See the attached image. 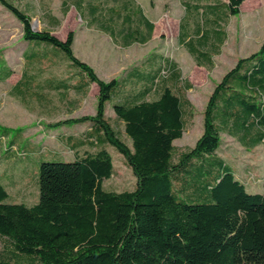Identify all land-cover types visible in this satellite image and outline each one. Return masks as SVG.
Returning <instances> with one entry per match:
<instances>
[{"label": "trees", "instance_id": "trees-1", "mask_svg": "<svg viewBox=\"0 0 264 264\" xmlns=\"http://www.w3.org/2000/svg\"><path fill=\"white\" fill-rule=\"evenodd\" d=\"M242 2L207 4L202 13L236 16ZM0 5L31 44L24 51L28 63L44 64L62 55L86 78L78 85L60 81L55 89L98 87L94 115L51 125L89 123V137L99 146L94 154L40 162L38 202L31 207L8 203L0 182V238L11 246L16 264H264V193H248L233 168L216 155L222 133L246 150L264 144V43L216 83L202 112L200 137L174 161L173 143L192 117L185 97L192 85L173 60L163 58L157 70L142 76L141 91L126 93L123 81L99 79L74 56L72 32L61 41L49 31L34 30L31 18L9 0ZM97 9L90 7L89 13ZM136 17L146 26V38L132 31L128 39L145 43L153 25L141 13ZM129 22L130 17L123 21ZM10 75L8 67H0L1 81ZM151 94L156 97L149 99ZM108 102L130 147L105 118ZM0 131L3 136L9 130ZM106 144L125 158L136 179L133 190L117 193L104 187L114 174Z\"/></svg>", "mask_w": 264, "mask_h": 264}, {"label": "rangeland", "instance_id": "rangeland-1", "mask_svg": "<svg viewBox=\"0 0 264 264\" xmlns=\"http://www.w3.org/2000/svg\"><path fill=\"white\" fill-rule=\"evenodd\" d=\"M64 0H16V4L25 7L26 3L33 11L31 14V26L33 29H41L42 25L38 22L36 16H40L45 10L53 12L59 17L62 24L55 31V36L65 38L69 31L74 33L73 53L92 65L97 76L104 80L111 78H123L126 67L138 60L147 53L156 49L161 52L165 60H176L182 68V78L188 80L192 88L186 91L185 97L191 105V118H187L186 128L180 139L174 141L175 159L183 151L194 146L203 130L202 112L216 83L220 81L223 75L233 67L234 61L239 57L249 55L257 51L264 43V0H245L241 13L231 16L227 24L228 40L223 48V54L215 61L213 69L197 70L187 54L178 47L176 43V34L178 20L182 15L177 0H135L143 5L149 18L158 27L154 41L145 49L133 48L125 50L119 45H115L110 38L97 31L95 28H89L85 21H90L91 16L87 14L90 7L96 6L95 23L104 21L107 18L111 7H118L119 4L113 0H82L83 16L80 17L71 6V0L68 1L69 12L63 15L61 3ZM36 15V16H35ZM120 20H116L114 25L119 26ZM27 44L21 37V26L19 22L7 11L0 7V53L4 54L6 61L11 66L14 76L5 85L0 84V125L12 127L8 131L12 140L18 145L20 156L27 155V151L48 149L43 157H36L35 166H31L23 181L26 200L23 202L31 207L38 202V162H70L74 161V154L68 152L64 146L56 139L66 134L78 135L79 126L62 125L60 129H54L53 135H48L46 142H52V145L38 144V135L35 131L40 126L45 127L47 122L54 123L68 118H76L81 115L90 114L94 110L93 93L88 96V100L81 101L75 110L66 101H60L59 95L52 93L51 103L45 107L39 105L35 100H19L17 93L8 95L9 86L17 80L21 69L24 66L22 53ZM56 66L46 67L40 64L41 68L47 69L43 75H50L55 78H66L72 73L73 68L69 67L67 61L62 58L56 59ZM135 64V65H136ZM179 86H183L180 84ZM13 96V98H12ZM14 96L16 98H14ZM70 99L77 98L73 92L67 94ZM155 94H151L149 99H154ZM117 99H114V102ZM105 118L112 128L117 131L119 138L127 145L131 146V140L124 132L123 123L115 117L111 107V102L105 106ZM1 132V131H0ZM112 159L114 174L109 180H105L103 185L106 189L114 192L131 191L135 187L136 179L131 169L126 165L125 158L109 145L103 146ZM99 146H89L80 149L78 155L94 154ZM26 151V152H25ZM45 151V150H44ZM85 151V153L83 152ZM30 153V152H29ZM216 155L223 159L226 164L234 170L235 177L245 185L246 191L250 194L264 193V144L255 147L252 150H246L236 139L221 134V144ZM33 164V162L31 163ZM22 184V183H21ZM8 203H12L7 200ZM0 262L16 264L17 258L9 243L4 238H0ZM24 263L29 261L24 260Z\"/></svg>", "mask_w": 264, "mask_h": 264}, {"label": "crops", "instance_id": "crops-1", "mask_svg": "<svg viewBox=\"0 0 264 264\" xmlns=\"http://www.w3.org/2000/svg\"><path fill=\"white\" fill-rule=\"evenodd\" d=\"M19 9L24 11L31 19V14H33L32 9L26 3L25 7H20L15 2L16 0H9ZM66 3L63 5V3ZM71 6L74 7L75 11L79 14L80 17H83V4L82 0H71ZM114 3L119 4L118 7L114 6L106 10L108 11V17L104 19V21L95 23L96 19V12L93 16L89 13V9L87 14L91 16L90 21H85L89 28L93 27L97 31L107 35L110 40L115 44L119 45L121 48L125 50H131L133 48H147L152 41H154L157 33L158 27L156 24L149 18L147 14L146 8L139 2H135V0H113ZM178 5L181 9L182 15L178 20V27H177V34H176V43L180 49H182L187 56L190 58L191 62L194 64V68L197 70H211L215 66V61L218 57H221L223 54V48L228 40V32H227V24L230 17L227 16L226 7L224 8V14L220 16H214L212 14H205L202 13L203 7L207 4L213 3H222L226 4L228 0H177ZM245 3L243 0L242 4L239 7V14L241 13L242 6ZM63 15L66 16L69 12L68 1L64 0L61 3ZM0 7L4 9L1 5ZM5 10V9H4ZM98 10V9H97ZM7 11V10H5ZM8 12V11H7ZM9 13V12H8ZM138 13H141L142 19L147 20L153 25V31L151 37L145 42L140 43L138 41H130L129 34L132 31H139L140 39L146 38V26L143 21L139 20L137 16ZM10 14V13H9ZM11 15V14H10ZM12 16V15H11ZM36 16V15H35ZM225 16V17H224ZM13 17V16H12ZM38 22L42 25L41 29H36L37 31L46 30L52 33L55 36V31L57 28L60 27L63 22L58 16L53 14V12H49L45 10L42 12L40 16H36ZM130 17L129 23H123L124 20H128ZM224 17V19H223ZM116 20H120L121 23L119 26L114 25ZM107 21V22H106ZM218 21V22H216ZM20 24V23H19ZM21 26V25H20ZM212 29V30H211ZM35 30V29H34ZM219 31V32H218ZM72 32L73 31H69ZM68 32V33H69ZM224 32V33H223ZM66 34L65 38L57 37L59 40L64 41L68 35ZM74 35V33H73ZM222 38L223 41H220ZM27 46L24 49L28 50L31 47V44L26 42ZM74 39L72 44V51H73ZM188 48H191V51H194V55H192ZM24 51L22 53V58L24 61V66L20 71V74L16 81L12 85L9 86L8 95L11 93H17L19 100H25L29 97L30 101L35 100L39 105L45 107L47 104H50L51 95L52 93H56L59 95L58 99L60 101H66L71 110H75L81 101L88 100L89 94L93 93V102L94 106H96L97 95H98V87L95 83L90 84L87 87L81 89H55V85L60 81H65L68 85H78L85 83L86 78L79 74L76 69H74L70 63L67 61L69 67L73 68L72 73L70 72L69 76L66 78H55L50 75H43L47 72V69L41 68V65L38 63H28L27 60L24 58ZM74 54V53H73ZM250 55V54H249ZM74 56L78 58L80 61L84 60L80 58L78 55ZM196 56L199 59H196ZM248 55L239 57L244 58ZM65 59L62 55H58V58ZM203 57V59H200ZM56 59H50L45 61L46 67H54L56 66L57 62ZM66 60V59H65ZM139 63L136 64L131 62L129 66L126 67L125 73L123 78H111V79H101L105 82L110 81L112 79H117L123 81L125 86L124 91L126 93H137L141 91L144 87L142 76L147 74L148 72H154L157 70L163 61V56L158 49L147 53L145 56H142ZM86 63L88 62L82 61ZM173 63L176 65L177 69L181 72L182 75V68L176 60H173ZM236 61H234L233 66L235 65ZM136 64V65H135ZM6 66L10 69L11 75L4 81L0 80V84L5 85L13 76L14 72L11 66L6 61L4 54L0 53V67ZM92 69V65L90 66ZM94 71V69H93ZM95 72V71H94ZM96 74V72H95ZM3 74L1 73V76ZM97 75V74H96ZM73 92L77 95V98L70 99L67 97V94ZM13 98V96H12ZM14 98H16L14 96ZM94 110L90 114L85 115H94ZM84 116V115H81ZM80 117V116H79ZM77 118V117H76ZM58 122V121H56ZM54 122V123H56ZM54 123L47 122L46 126H40L35 132V135H38V144L44 145H52V142H46L48 135H53V130L60 129V127H52L51 125ZM79 126L78 135L66 134L64 137L58 136L57 141L60 142L64 148L74 154V159L76 157H80L78 155V151L80 149H84L85 147L89 146H96V141L93 138L89 137L91 126L89 123L83 124H76ZM0 128H4L7 130H11L12 127L0 125ZM45 150V151H44ZM48 149H39V150H31L27 151V155L20 156V150L18 145L12 140L10 133L6 132L5 135H0V182L4 186L7 194L8 200L12 203H23L26 200L25 194L21 192V189L24 190V180L26 179V174L30 171L31 166H35L34 163L36 157H40L44 155ZM26 152V151H25ZM30 152V153H29ZM48 152V151H47ZM85 153V151H83ZM83 154L81 156H84ZM33 162V164H31ZM39 164V162H38ZM39 166V165H38ZM22 183V184H21ZM24 204V203H23Z\"/></svg>", "mask_w": 264, "mask_h": 264}]
</instances>
